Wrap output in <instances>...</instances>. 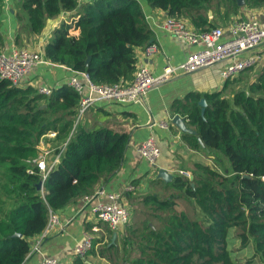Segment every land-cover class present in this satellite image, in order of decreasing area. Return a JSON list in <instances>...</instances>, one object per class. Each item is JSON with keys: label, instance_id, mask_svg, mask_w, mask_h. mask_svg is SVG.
<instances>
[{"label": "trees", "instance_id": "trees-1", "mask_svg": "<svg viewBox=\"0 0 264 264\" xmlns=\"http://www.w3.org/2000/svg\"><path fill=\"white\" fill-rule=\"evenodd\" d=\"M143 1L199 31L215 27L206 15L208 8H237L235 0ZM244 3L255 7L264 0ZM61 11L76 13L72 24L78 34L68 35L71 25L60 22L42 47L45 59L84 72L96 85L131 79L135 49L151 44L137 0H19L18 31L40 34L45 20ZM19 41L18 33L14 42ZM233 79L224 80L219 90L189 92L172 101L171 115L182 116L194 131L180 133L193 154L178 160L167 182L150 177L142 190L140 178H132L133 188L124 195L129 213L123 228L112 241V231L105 240L102 234L92 235L90 247L82 255L73 254L67 264H87L84 259L99 264L93 257L106 264H241L226 246L229 228L238 247L250 244L264 264V67L254 81L226 97L223 91ZM77 104L76 93L66 83L46 96L0 78V264H20L49 212L92 193L121 166L128 132L113 124L85 127L80 120L73 126ZM49 132L54 134L49 154L61 151L41 172L32 160L40 153L39 139ZM194 150L225 157L226 173L199 160ZM188 159L190 173L181 168ZM180 196L194 199L202 215L193 218L174 209V198ZM84 229L91 232L90 223H84Z\"/></svg>", "mask_w": 264, "mask_h": 264}, {"label": "crops", "instance_id": "crops-1", "mask_svg": "<svg viewBox=\"0 0 264 264\" xmlns=\"http://www.w3.org/2000/svg\"><path fill=\"white\" fill-rule=\"evenodd\" d=\"M80 2L81 0H78V3ZM137 2L145 23L151 32V44L155 46V50L144 58L140 54L144 47L136 48V63L146 61L151 74L158 75L165 65H178L188 53L198 49L195 45H187L176 39L170 32L161 27V22L166 16L164 11L150 7L143 0H137ZM17 11H19V0H0V52L8 53L14 47L30 45L33 48L32 50L40 52L42 56V47L51 30L62 21L71 25L67 32L68 35L76 36L78 34V28H75L72 24V20L77 16L74 11H61L57 16L46 19L40 34H30L25 30L18 31L20 22L15 18ZM206 15L212 19L215 26L222 28L232 19L249 17L255 19L260 27H264V4L249 7L244 3L242 6H237L235 11L220 5L217 9L214 7L208 8ZM183 20L190 25L187 20ZM22 23H24L23 20H21ZM18 33L20 41L15 43L14 38ZM22 37L26 39L31 37L33 42H25ZM255 51L259 56L258 61L254 66L235 76L234 78L238 81L226 85L223 91L226 97L231 95L233 89L244 88L243 86H247L248 83L254 81L257 74L264 67V41L255 48ZM42 58L43 62L38 63L23 77V84L34 87L40 83L54 88L61 83H65L71 69L62 64L52 63L43 56ZM223 64L224 62H219L192 73L172 77L164 83L149 89L135 103L119 104L114 101H101L88 108L84 112L87 113L86 117L80 119L85 127L95 124H113L128 132V145L123 154L120 168L100 186L110 191L122 190L124 186L130 183L132 178L139 177L138 181L140 185H143L142 190H146V187L144 188L146 181L150 177H156L158 169L161 168L170 173L169 170L179 165L178 160L186 158L191 152L193 154L187 144L180 139V133L182 132L171 123V118L175 114L171 115L170 106L173 100L181 99L189 92L202 94L219 90L224 82L219 74ZM161 122L166 123L167 127H159L158 123ZM149 135H154L160 150L159 156L152 165L144 160L136 150L139 143ZM38 150L44 151L42 149ZM45 158L47 161L52 159L51 155H47ZM128 196L129 194H127ZM79 199L66 203L54 212L57 222L52 223L44 231L41 236L39 251L26 254L20 264H36L37 260L43 255L55 256L64 264L69 263L73 256V246L81 238L84 223H90V233L92 235L102 234L103 240L111 234V231L103 223H97L87 206L82 207V201Z\"/></svg>", "mask_w": 264, "mask_h": 264}, {"label": "built area", "instance_id": "built-area-1", "mask_svg": "<svg viewBox=\"0 0 264 264\" xmlns=\"http://www.w3.org/2000/svg\"><path fill=\"white\" fill-rule=\"evenodd\" d=\"M161 27L170 32L173 37L186 43L195 45L197 50L188 53L184 60L175 66L165 65L158 75H152L146 61H138L135 65L130 80L112 84H93L84 72L70 71L65 83L78 97V104L73 126L76 125L81 115L91 106L101 101H114L119 104L138 102L151 88L181 74H188L197 70L210 67L216 63L224 62L219 74L223 80L231 79L244 70L254 66L258 61L255 48L264 41V27L249 18L232 19L222 27H211L205 31H199L185 23L183 19L165 16ZM155 50L150 44L141 51V56L146 58ZM43 62L40 52L25 47H14L8 53L0 52V78L9 81L16 86H23V77L38 63ZM36 92L49 95L52 87L45 84H36ZM159 127L166 128L164 122L158 123ZM141 157L151 165L155 163L160 154L159 146L154 135L147 136L136 148ZM50 155L47 150L39 153L32 160L37 164L41 172L51 167L58 159L59 153ZM174 169L169 170L173 172ZM189 178L188 172L177 170ZM133 186L129 183L122 190H105L102 186L96 187L92 193L80 197L82 207L87 206L91 215L98 221L107 225L112 232L123 228L128 219V207L124 203V195ZM57 222L54 212H49L48 219L42 231L32 239L27 254L39 251L41 236L44 231ZM92 234L83 230L81 238L74 244L73 254L82 255L91 243ZM36 264H64L59 258L50 255L41 256Z\"/></svg>", "mask_w": 264, "mask_h": 264}, {"label": "rangeland", "instance_id": "rangeland-1", "mask_svg": "<svg viewBox=\"0 0 264 264\" xmlns=\"http://www.w3.org/2000/svg\"><path fill=\"white\" fill-rule=\"evenodd\" d=\"M217 27H220V26H217ZM22 38L25 40V42H33L31 37L27 39L25 37H22ZM29 39L31 40L29 41ZM21 47H25L31 50L33 49L32 46L30 45H22ZM236 81H238V79H233L229 84H233ZM243 87L245 88L246 86H243ZM233 90H237V89H233ZM86 114L87 113L82 114L80 119H84L86 117ZM53 137H54V134L52 132H49L45 136H42V138H40L37 143V148L42 149V150H47L48 152L49 151L52 152L53 143H51L49 139ZM194 152H195L194 155L197 158H199V160H201L202 162H205L206 164L210 166L215 165L218 171L222 173H226V170L228 169V163L225 157L223 156L220 157L217 154H212L210 156H207L199 150H194ZM214 161H218V163L215 164ZM181 168L189 172L191 168L190 159H188L185 166H182ZM152 189L154 190L158 189L157 191L163 194V192L158 187H153ZM147 190H150V189H147ZM167 192L168 191H166V194H164V196L167 195ZM125 196H124V201H123L124 203H126ZM174 202H175V204L173 205L174 209L185 212L189 217L195 218V217H200L202 215L200 208L197 206L195 200L192 198L180 196V197L174 198ZM238 245H239V240L235 236L233 228H229L227 235H226V246L230 251V255L241 264H262L259 261V258L253 254V250L250 244L246 245L245 247H241V248L238 247ZM92 260L94 263L98 262L99 264L100 263L106 264V262L104 260H101L100 258L93 257Z\"/></svg>", "mask_w": 264, "mask_h": 264}, {"label": "water", "instance_id": "water-1", "mask_svg": "<svg viewBox=\"0 0 264 264\" xmlns=\"http://www.w3.org/2000/svg\"><path fill=\"white\" fill-rule=\"evenodd\" d=\"M235 3H236L237 6H242L244 4V0H235ZM87 59L88 58H86V62H87ZM198 104L200 106V113L202 114L203 107L205 105L204 99L201 98L198 101ZM41 107H43V105H41L40 108ZM171 123L174 124L181 132H186V133H191V134L194 133L193 130H191L190 128L185 126L183 117H180V116L175 114L171 118ZM196 140L200 144V146H202V144H201L200 140L198 139V137H196ZM155 176L157 178H161L164 182H167V181H169L171 179L172 174L168 173L166 170L160 168V169L157 170ZM189 178H191V176H189ZM35 186L37 188H39L41 186V183L37 182ZM15 234H19V233H15ZM114 236H115V232H112V235H111V238H110L111 241L113 240ZM84 262L87 263V264H93L88 259H84Z\"/></svg>", "mask_w": 264, "mask_h": 264}]
</instances>
